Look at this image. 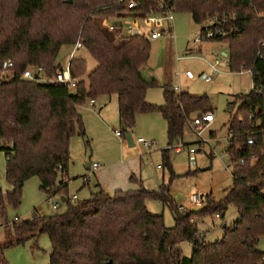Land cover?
<instances>
[{
	"label": "trees",
	"instance_id": "16d2710c",
	"mask_svg": "<svg viewBox=\"0 0 264 264\" xmlns=\"http://www.w3.org/2000/svg\"><path fill=\"white\" fill-rule=\"evenodd\" d=\"M137 1L142 14L157 4ZM166 1L175 11L189 12L198 24L218 14L232 32L212 41L228 45L232 72L243 66L252 69L254 87L237 95L241 105L229 121L232 187L220 201L211 195L199 211H180L168 186L159 192L142 182L138 190L112 194L97 184L90 197L71 202L63 179L69 172L72 138L79 135L90 145L78 111L88 99L116 95L126 132L135 127L139 114L160 112L168 134L164 164L175 176L169 151L183 137L192 114L212 110L209 97L177 92L167 84L164 104L147 101L148 88L156 84L143 74L150 41L144 36L123 37L120 30L111 31L97 22L124 17L126 10L119 0H0V70L7 60L14 64L12 79L0 82V150L6 155V179L12 187L6 193L0 190V216L5 218L8 206L21 205L23 187L33 177L40 179L42 191L52 188L66 203L63 212L35 211L34 219L5 228L8 238L1 248L47 234L52 248L49 264H264V252L258 249L264 237V58L258 56L264 55V0ZM79 38L96 66L87 74L84 57L71 59L76 90L21 77L29 66L43 67L48 78L55 76L62 47ZM249 137H254V144L247 143ZM149 199L170 207L173 227L165 225L163 215L148 210ZM231 204L238 219L223 225V237L213 243L200 238L199 219L214 211L224 218ZM186 241L193 244L190 257L180 247Z\"/></svg>",
	"mask_w": 264,
	"mask_h": 264
},
{
	"label": "rangeland",
	"instance_id": "374dc122",
	"mask_svg": "<svg viewBox=\"0 0 264 264\" xmlns=\"http://www.w3.org/2000/svg\"><path fill=\"white\" fill-rule=\"evenodd\" d=\"M174 17L171 31L168 29L164 37L150 41V59L143 74L149 81L155 79L156 84L148 88L147 101L155 105L164 104L163 87L165 84H170L191 95H207L215 120L198 130L199 135L192 126V121L201 114H192L183 137L175 141L169 151L170 163L175 173L173 176L164 164L162 151L168 147V134L167 123L160 112L139 114L134 129L130 131L134 142L139 138L154 141V146L148 150L139 143L129 146L127 132L120 123L116 95L97 97L94 106L88 99L78 108V111L83 115L86 134L91 146L87 145L86 139L79 135L72 138L69 197L75 194L80 199L90 197L91 191H96L98 182L95 174L98 171H104L102 172L104 181L108 179L110 183L116 180L124 182L126 166H131L134 160L135 169L141 172L139 175L143 186L159 192L162 186H168L170 195L178 207L184 205L191 210H201L189 202L193 187L208 195V198L212 195V198L217 201L223 199L232 187V165L227 153L230 146L229 121L241 105L237 95L247 94L254 87L252 72H232L228 67H220L222 72L216 74L210 83L199 79H188L185 74L188 70L196 75L203 71L210 73L206 62H213L217 58L227 62L228 56L224 55V52L228 51V45L217 41L196 43L195 39L205 27L206 21L202 24L196 23L187 11H176ZM97 22L106 27L109 24L122 26L125 33L131 25L144 26L143 21L134 14L109 19L103 17L102 20L97 19ZM146 30L150 29L146 27ZM74 45L62 47L55 64L67 62ZM75 56L86 59L87 74L96 66L95 59L87 50H79ZM85 79H87L86 76ZM119 130H124L123 137L116 135V131ZM202 139L209 140V144L205 150L193 153L192 150L198 148V142ZM179 142L182 143L180 152L175 149ZM212 154L213 157H211ZM94 161L100 164V169L88 171L86 163ZM84 174L90 176L91 182L89 186L79 191L83 185L82 176ZM40 185L38 177L26 181L21 205L19 207L8 206L5 218L0 216V245L7 241L5 228H12L9 222H13L15 217L28 220L35 211L39 215H52L66 209L64 202L59 210H54L49 204V198L51 196L60 198L61 194H48L41 190ZM0 190L4 193L12 190L6 179V155L2 150H0ZM146 205L152 214L164 216L167 227L171 228L175 225L173 212L167 204L149 199ZM216 212L204 216L198 222L200 233L206 234L207 242L213 243L221 239L224 235L223 225L230 226L238 219L237 208L233 204L229 205L224 218H216ZM180 247L184 255L189 257L192 255L193 244L191 242H183ZM51 249L49 236L42 234L37 241L28 239L12 247H0V264H49ZM258 249L264 252V237H261Z\"/></svg>",
	"mask_w": 264,
	"mask_h": 264
},
{
	"label": "built area",
	"instance_id": "2783aa9c",
	"mask_svg": "<svg viewBox=\"0 0 264 264\" xmlns=\"http://www.w3.org/2000/svg\"><path fill=\"white\" fill-rule=\"evenodd\" d=\"M157 4L153 7L150 6L145 14H142V8L141 5L137 0H119V3L124 7L126 10V15H135L137 18H140L144 26L141 25H131L127 30L126 33L124 32L125 29L122 26H115L113 24H109L107 27L111 31L114 30H120V34L123 37L126 38H135L139 36L146 37L149 41L156 40L159 38H162L166 35L167 30L169 27L173 24L175 17L174 13L176 12L174 7L170 6L166 0H156ZM125 15V16H126ZM264 16V14H263ZM119 17V16H118ZM224 19H222L219 16H213L209 17L206 20L205 27L202 28V30L199 32V35L196 37L195 42L196 43H202L203 41H212L215 38L227 36L232 31L228 30L224 26ZM146 27H148L150 30L147 31ZM83 48V42L81 38L78 39V41L75 43L74 48L71 52L70 59L74 58L77 51L79 49ZM258 56L261 58H264V55H261L258 53ZM211 72L208 73L206 71L201 72L199 75L194 74L191 70L186 71V77L190 80L199 79L203 82L210 83L214 80V76L216 74L221 73V66H226L230 69L229 61L225 62L223 59L217 58L213 62L208 63ZM14 64L12 60H7L3 63L2 69L0 70V82H4L7 80L12 79L14 72L12 71ZM231 71V70H230ZM244 71H251L252 69L245 70L244 66L239 73H242ZM36 76H38V79H36ZM21 77L26 80H38L42 82H56L63 84L67 86L70 90L74 91L77 88V82L78 80L73 78V76L70 73L69 65L66 67H60L58 72L55 76L48 78L45 75V70L41 66H29L27 67ZM175 91L180 92L179 87H174ZM90 104L94 106L95 99L90 100ZM215 120V117L212 112H206L204 114H201L200 116H197L192 121V126L197 130L198 134L200 135V129H202L205 125L211 124ZM116 135L121 137L124 135V131L119 130L116 131ZM137 143L142 144L146 149L150 150L154 146V141H148L144 138L137 139ZM199 146L196 150H192L193 153L198 152L199 150H205L207 145L209 144V140H200L198 142ZM247 143L252 145L255 143L254 137H249L247 139ZM176 151L180 152L182 151V143H178V145L175 147ZM241 164H244V160H241ZM100 167L99 163H94L92 165V168L94 170H97ZM160 167V166H159ZM89 180V176L86 175L83 177V181L86 182ZM47 193L55 195V190L52 188H47ZM79 196L77 194L70 197L71 202L78 201ZM208 195L201 193L198 191L195 187L192 188L190 195H189V202L192 206L196 208H204L208 204ZM62 203V196L60 198H52V196L49 198V204L52 206L54 210H59ZM188 208L184 205L179 206L180 211H185ZM188 210H191L190 208ZM35 214V212H34ZM216 218H221L220 214L215 215ZM34 219V215L28 219L32 220ZM23 221H26V219L22 217H15L13 222L10 225L12 226L13 223H21ZM204 235L201 234L200 238H203Z\"/></svg>",
	"mask_w": 264,
	"mask_h": 264
},
{
	"label": "crops",
	"instance_id": "0c3cea01",
	"mask_svg": "<svg viewBox=\"0 0 264 264\" xmlns=\"http://www.w3.org/2000/svg\"><path fill=\"white\" fill-rule=\"evenodd\" d=\"M171 29H172V25L169 27V30L171 31ZM79 50H85V49H83V48H81V49H79ZM78 50V51H79ZM77 51V52H78ZM225 53H228V51H225L224 52V55H225ZM70 61H71V59H70V56H69V58H68V61L67 62H64V63H62V62H58L57 63V66H59V67H66V66H68V65H70ZM206 63H209V62H206ZM209 66V65H208ZM221 67H223V68H226V66H221ZM210 68V67H209ZM231 70V69H230ZM210 71H211V69H210ZM90 72V71H89ZM222 72V71H221ZM220 74V73H219ZM154 81H155V79H153ZM165 85H167V84H165ZM173 87V86H172ZM173 89H174V87H173ZM178 92V91H177ZM109 97H112V95L110 96V95H108ZM117 102H118V98H117ZM95 104H96V101H95ZM94 104V105H95ZM101 110H102V108H101ZM209 112H212V111H209ZM80 113V112H79ZM81 115H82V113H80ZM100 115V114H99ZM82 117H83V115H82ZM134 129V128H133ZM132 129V130H133ZM131 130V131H132ZM124 136V135H123ZM123 136H121V137H123ZM119 137V136H118ZM89 139V138H88ZM72 141V140H71ZM132 143H133V145L132 146H135V143H137V140L134 142L133 141V139H132ZM71 145H72V142H71ZM89 146H91V143H90V145ZM129 146H130V144H129ZM199 152V151H198ZM94 163H96L95 161L94 162H89V163H86V169L88 170V171H91V170H94L93 168H92V165L94 164ZM100 169V167L97 169V170H99ZM97 170H94V171H97ZM105 171H107V170H105ZM102 172H104V171H98L96 174H95V177H96V179H97V184H99V186L103 189V190H105L106 192H108V193H110V194H112V193H114V192H116V191H119V190H122V191H132V190H138V189H140V186H141V182H142V179H141V177H140V175L139 174H141V172H139V169L138 170H136L135 169V160H134V162L132 163V165L131 166H126V170H125V172H124V182H119V181H112L111 183L110 182H108V179L106 180V181H104V173H102ZM87 174H84L83 176H82V181H83V177L84 176H86ZM69 172H68V175H67V177H64V182H65V184H68V191H69V185H70V178H69ZM89 176V175H88ZM132 176H134V179H132L131 180V177ZM89 181V182H88ZM88 181H86V182H84L83 181V185L79 188V191L80 190H82L85 186H89L90 185V182H91V179H90V176H89V180ZM143 183V182H142ZM143 185V184H142ZM199 222V221H198ZM204 235V237H205V239H206V234H203Z\"/></svg>",
	"mask_w": 264,
	"mask_h": 264
},
{
	"label": "water",
	"instance_id": "95a60500",
	"mask_svg": "<svg viewBox=\"0 0 264 264\" xmlns=\"http://www.w3.org/2000/svg\"><path fill=\"white\" fill-rule=\"evenodd\" d=\"M225 55H227V53H225ZM36 79H38V76H36ZM126 136H127V139H128V142H129L130 146H132L133 143H132V136H131V133H130V132H127ZM62 201L65 202V199L62 198ZM225 226H226V225H225Z\"/></svg>",
	"mask_w": 264,
	"mask_h": 264
}]
</instances>
